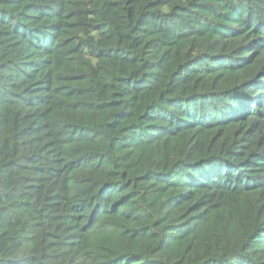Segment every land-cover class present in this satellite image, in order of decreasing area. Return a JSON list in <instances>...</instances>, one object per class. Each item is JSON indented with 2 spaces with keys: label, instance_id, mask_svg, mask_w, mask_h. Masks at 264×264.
Wrapping results in <instances>:
<instances>
[{
  "label": "trees",
  "instance_id": "trees-1",
  "mask_svg": "<svg viewBox=\"0 0 264 264\" xmlns=\"http://www.w3.org/2000/svg\"><path fill=\"white\" fill-rule=\"evenodd\" d=\"M0 264H264V0H0Z\"/></svg>",
  "mask_w": 264,
  "mask_h": 264
}]
</instances>
